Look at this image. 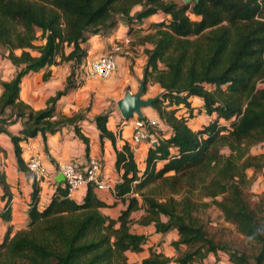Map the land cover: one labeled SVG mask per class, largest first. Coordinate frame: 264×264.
Here are the masks:
<instances>
[{
    "label": "trees",
    "instance_id": "obj_1",
    "mask_svg": "<svg viewBox=\"0 0 264 264\" xmlns=\"http://www.w3.org/2000/svg\"><path fill=\"white\" fill-rule=\"evenodd\" d=\"M156 14L165 18L151 24L155 33L147 40L153 47L146 50L141 83L145 92L148 84L159 85L153 109L170 128L169 136L162 133L150 147L141 172L130 144L117 147L116 134L107 127L110 112L95 117L102 149L105 138L114 147L121 174L114 195L126 208L111 218L101 211L108 205L93 184L77 202L62 183L42 206L35 183L28 223L16 232L8 228L0 243V264H130L127 253L145 251L148 241L132 231L134 223L178 235L172 242L175 258L149 250L140 264H206L210 254L219 252L227 253L232 264H264V194L252 202L247 193V170L264 172V154H250L264 143V0L183 5L166 0H0V50L15 70L11 79H0V135L10 137L19 170L27 172L21 143L38 135L46 140L48 133L82 119L80 114L58 116L56 104L77 88L70 79L88 55L85 43L120 22L141 24ZM65 62L72 72L44 108L35 110L21 99L26 75L46 69V81L48 68ZM192 97L202 99L203 113L213 116L197 130L189 126ZM181 108L187 115L178 113ZM18 122L19 134H11L10 126ZM76 134L89 152V139L77 127ZM0 183L10 199L4 176ZM8 204L0 213L4 221L11 219ZM210 206L248 246L237 248L206 229L200 215ZM137 211L142 214L135 220Z\"/></svg>",
    "mask_w": 264,
    "mask_h": 264
},
{
    "label": "crops",
    "instance_id": "obj_2",
    "mask_svg": "<svg viewBox=\"0 0 264 264\" xmlns=\"http://www.w3.org/2000/svg\"><path fill=\"white\" fill-rule=\"evenodd\" d=\"M164 18L162 14H156L145 19L141 24L128 25L120 22L118 26L107 35H95L85 43L84 47L87 49L88 56L90 57H99L105 54L116 43L123 44L126 53L116 57L117 73H113L109 80L103 83H97L98 85L96 83L87 82V84L82 85L76 91H70L58 100L56 104V113L67 116L79 114L80 110L85 108L86 102L89 103V105H87L89 110L86 109L80 113L82 116L81 120L74 124H67L54 134L48 133L46 135V140H44L42 135H38L35 138L29 139L27 142L21 143L22 157L26 163V167L28 160L32 156L41 157L50 173L48 179L38 182L33 178L29 170L27 172L19 170L14 153V146L10 137L6 134L0 135V176H4L6 184L9 186L8 193L11 195L10 199L7 196L4 197V189L0 183V213L4 210L8 202L11 210V219L9 221H4L0 218V243L3 241L9 227H12L13 232L26 227L35 183L40 187V205L42 206L50 201L56 191L57 185L59 183L63 184V182L58 181V177L61 175L59 172V165L73 160L83 163L89 157H97L102 160L104 178L110 180L114 187L117 183L121 182V174H119L115 168L116 153L112 142L105 138L102 149L100 131L96 126L95 117L99 114L109 112L105 109L110 104V101L115 100L116 87H130V91L133 94L138 93L147 59L146 50L152 49L153 47L152 43L147 40L148 36L155 33V30L151 28V24L161 22ZM70 68L71 63L69 62L53 65L48 68V70L51 71V77L49 79L55 81L60 78V81L54 85L55 89L49 93L46 92L45 87L47 80L46 82L42 81L46 69L37 73H29L22 80L21 99L35 110L44 108L47 99L55 96L57 91L64 88ZM32 79L35 82H33ZM37 79H39L41 83L36 82ZM149 87L150 86H148L146 91L147 94L150 92ZM153 88L157 91V94L152 97L160 95L161 89L159 85L152 84V89ZM1 91L2 88L0 86V94ZM91 96L92 102L90 103V101L87 100H90ZM122 98L123 96L117 101ZM144 99L148 98L144 96ZM190 101L194 108V113L198 109L202 111V99L192 97ZM192 101L197 102L198 108L193 106ZM142 112L145 117L161 121L158 113L151 107L144 108ZM178 113L187 115L185 108H181ZM190 121H192V119ZM76 127L82 135L89 139V152H87L86 143L76 134ZM107 127L116 134L117 147L119 149L125 143L130 144L138 168L142 172L145 169V159L150 145L147 143L133 145L132 127L129 121L123 119L119 109L116 112H110ZM21 128L22 123L18 122L10 126L9 131L11 134L18 135ZM161 129L165 131L166 136H169L170 128L166 124L163 123ZM195 129L197 130L198 128L196 127ZM95 192L98 197L108 205L101 209L106 216L117 219L126 208L122 202L116 199L113 190L95 188ZM86 193L87 187H82L77 190L71 198L77 202H82ZM141 214L142 212L137 211L132 214V217L137 220ZM135 226L140 229L138 234H144L147 238L148 234L156 232L154 225L143 226L134 223L132 225V231L135 233H137L133 229ZM155 234L158 235L159 233L156 232ZM131 253L132 252H128L127 257H129ZM148 255L146 257H148Z\"/></svg>",
    "mask_w": 264,
    "mask_h": 264
},
{
    "label": "rangeland",
    "instance_id": "obj_3",
    "mask_svg": "<svg viewBox=\"0 0 264 264\" xmlns=\"http://www.w3.org/2000/svg\"><path fill=\"white\" fill-rule=\"evenodd\" d=\"M166 1H175L181 5L185 4L184 0H166ZM190 16L192 19H196L195 16H193V15H190ZM96 58L97 57H90L87 55V57L83 60V62L74 70V74L72 75L70 80H71L72 84L74 83L77 86L75 91L78 88H80L82 85L87 84V82L97 84V83H101V82L103 83V82L110 79V77L108 79H89L87 77V72L89 71L90 64ZM71 72H72V70L70 68V70L68 72V76L70 75ZM14 74H15V70H13V68L11 67L9 62L4 58V51L0 50V79L1 80H8ZM59 79L60 78L56 79L55 81L48 79L47 82L42 80L43 82H46L45 87H46L47 93H49L55 89L54 85L58 81H60ZM66 80H67V78H66ZM32 81L35 82L33 79H32ZM36 82H40L39 79H37ZM148 86H150L149 87L150 92L148 94L146 92L144 93L143 97L145 96V98H149V97L155 96V94H157V91L154 88L152 89V84H150ZM138 90H140V89H138ZM115 92H116L115 100L110 101V104L105 109V110H108L109 112L118 111V106H117L118 101L117 100L119 98H121L122 96L124 97L126 95V93H128V92L132 93L130 91V87H122V88L116 87ZM156 96H158V95H156ZM87 101H90V103H91L92 102V96H91L90 100H87ZM192 102H193V106L198 108L197 102L196 101H192ZM46 103H47V101H46ZM46 103H45V106H46ZM87 105H89V103L86 102L85 108H82L80 110V113L86 109L89 110ZM57 115L59 116L60 114H57ZM211 119H213V116H208L205 113H203V111L198 109L194 113V118L192 119V121H189V126L193 130H196L195 129L196 127L198 129H201ZM221 124L228 125V123L225 122L224 120H221ZM157 133L159 135H161L162 133L165 134V131L157 130ZM223 153L229 154V150L224 149ZM250 154L254 155V156H262L264 154V143H261L259 145L252 147L250 150ZM247 175L250 179V187L247 190V193H248L250 200L252 202H257L260 199V197L264 194V172L262 170L255 171L254 169H249V170H247ZM138 215H139V213H138ZM200 216H201L202 221L204 222L206 229L210 233L214 234L217 239H222V240L229 241L230 243H235L237 248H240V249L245 247V246H248L246 239L244 237L240 236L236 232L235 228L232 225L225 222L222 213L216 207L210 206L208 209L203 211ZM133 229L137 233H139V231H140V229L136 228V226ZM155 233L148 234V243H147L145 252L136 253V254H133V253L129 254L128 258H129L130 264H140L143 261V259L148 255L149 250H154L156 252L163 253L165 256H167L169 258H175L178 255V251L172 245V242L178 239V235H177L176 231H171L167 234H158V235ZM204 262L206 264H232L229 260L228 254L225 252H219L217 255L210 254L209 257ZM170 264H176V263L172 262Z\"/></svg>",
    "mask_w": 264,
    "mask_h": 264
},
{
    "label": "built area",
    "instance_id": "obj_4",
    "mask_svg": "<svg viewBox=\"0 0 264 264\" xmlns=\"http://www.w3.org/2000/svg\"><path fill=\"white\" fill-rule=\"evenodd\" d=\"M126 50L123 44H114L108 52L97 57L91 64L87 77L89 79H108L115 71H117L116 57L123 55ZM126 120V119H124ZM126 121L130 122L132 127L133 145L147 143L154 146L158 143L160 135L157 130H162L163 122L158 119L148 117L139 118L134 116ZM27 167L33 178L38 181H44L49 178L50 173L39 156H32ZM59 172L64 177L63 187L68 190L70 197L82 187L93 184L98 189H111L114 191V185L110 180H106L103 176V164L101 159L97 157H89L85 162L69 161L59 165Z\"/></svg>",
    "mask_w": 264,
    "mask_h": 264
},
{
    "label": "water",
    "instance_id": "obj_5",
    "mask_svg": "<svg viewBox=\"0 0 264 264\" xmlns=\"http://www.w3.org/2000/svg\"><path fill=\"white\" fill-rule=\"evenodd\" d=\"M192 1L197 0H184L185 3H191ZM145 93V87L143 83L140 85V90L136 94H132L130 92L126 93V95L117 102L118 109L123 117V119H130L135 115L139 118H144V114L142 110L147 107L154 108L153 103L159 97H152L148 99H144L143 95ZM63 175L58 177L59 182H64Z\"/></svg>",
    "mask_w": 264,
    "mask_h": 264
}]
</instances>
